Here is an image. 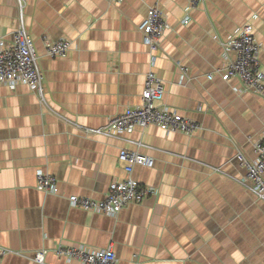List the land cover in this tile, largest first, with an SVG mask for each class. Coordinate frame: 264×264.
<instances>
[{"label": "crops", "instance_id": "crops-1", "mask_svg": "<svg viewBox=\"0 0 264 264\" xmlns=\"http://www.w3.org/2000/svg\"><path fill=\"white\" fill-rule=\"evenodd\" d=\"M151 6L168 24L156 52L137 28ZM23 16L44 102L24 83L0 84V247L9 250L0 264H78L54 254L59 242L111 246L122 264H264V201L239 182L237 160L238 152L256 156L264 97L217 73L221 42L245 24L264 70V0H201L192 8L187 0H25ZM18 18L16 1L0 0V40H12ZM44 35L68 38L66 54L48 56ZM153 54L162 105L199 129L150 125L115 138L86 132L141 102ZM123 149L153 158L131 177L154 194L114 217L71 206L68 196L101 199L111 181L127 178ZM38 170L56 178L58 193L36 187ZM37 250L44 263L31 258Z\"/></svg>", "mask_w": 264, "mask_h": 264}, {"label": "built area", "instance_id": "built-area-1", "mask_svg": "<svg viewBox=\"0 0 264 264\" xmlns=\"http://www.w3.org/2000/svg\"><path fill=\"white\" fill-rule=\"evenodd\" d=\"M18 11V25L13 31L12 40L5 43L0 40V84L9 88L19 83L26 84L44 102L43 73L39 67L34 42L27 30L23 7L25 0H15ZM112 4H119L123 0H107ZM188 7L198 5L201 0H187ZM185 17L182 22H186ZM144 43L151 51L160 48L162 38L168 24L162 10L157 6L148 8L145 18L138 24ZM45 52L50 57L63 56L70 47L68 38L50 39L42 36ZM223 52L222 68L217 73L221 79L228 81L237 78L241 87L239 91H252L264 97V70L262 69L259 52L260 44L253 34L251 24L238 28L232 37L221 42ZM155 55L151 56V69L144 78L141 102L135 106L126 107L122 112L112 116L108 124L102 128H87L86 132L101 134L108 138H115L131 131L136 127L146 128L150 125L158 126L165 131L193 133L200 125L195 120L181 115L177 110L162 105L164 93L162 79L154 71ZM181 78L186 74V68L181 66ZM212 78V74L207 75ZM256 156L251 159L242 152L237 153L238 164L244 169L239 182L257 199L264 201V132L254 142ZM118 161L127 172V178L113 180L103 198L95 199L86 196L70 195L69 204L86 211L116 216L122 208L131 203H140L148 196L154 194L155 189L139 183L131 177L134 166L142 165L152 167V157L138 150H120ZM36 187L50 194L58 193V182L49 173L38 170L36 173ZM0 247V256L8 252ZM54 254L68 261L78 264H122L111 246L99 248L84 243L64 244L59 242L53 249ZM38 263H44L45 251L37 250L31 257Z\"/></svg>", "mask_w": 264, "mask_h": 264}]
</instances>
